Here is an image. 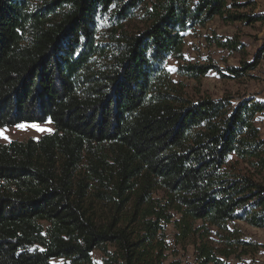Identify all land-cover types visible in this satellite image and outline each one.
Segmentation results:
<instances>
[{
	"label": "trees",
	"instance_id": "1",
	"mask_svg": "<svg viewBox=\"0 0 264 264\" xmlns=\"http://www.w3.org/2000/svg\"><path fill=\"white\" fill-rule=\"evenodd\" d=\"M254 5L0 0V127L47 120L53 126L37 139L0 142V264H52L54 258L86 264L94 249L104 264H162V242L153 239L160 222L171 220L167 209L179 214L173 224L182 237L195 231V221L222 231L225 247L217 253L200 243L198 264H230L225 258L247 243L227 223L264 227V139L255 124L264 101L189 100L165 62L182 58L189 29L216 16L261 21L252 12L238 13ZM131 21L139 26L129 29ZM208 40L236 47L216 36ZM210 69L217 67L188 63L177 71L197 79ZM104 144L113 147L116 169H105L99 158L84 179L101 183L100 199L139 192L121 219L140 230L132 239L111 219L85 209L83 181L74 186L82 155ZM237 162L253 171L241 173ZM149 180L165 189L163 204L144 200Z\"/></svg>",
	"mask_w": 264,
	"mask_h": 264
},
{
	"label": "rangeland",
	"instance_id": "2",
	"mask_svg": "<svg viewBox=\"0 0 264 264\" xmlns=\"http://www.w3.org/2000/svg\"><path fill=\"white\" fill-rule=\"evenodd\" d=\"M255 5L238 10V13L252 12L262 17L261 21L252 24H245L239 20L228 21L222 17H214L202 27L189 29L184 35V44L182 58L169 57L165 62V67L174 68L169 71L171 79L175 86L181 90L184 97L196 101L200 98H225L231 106H235L241 99L254 97L264 101V0H253ZM103 21V20H102ZM106 21V18L104 19ZM102 22V25L104 23ZM129 29L139 26L138 21H131L127 24ZM103 30V28H101ZM216 36L222 40H228L236 44L234 49H224L217 47L208 39ZM257 62L251 69H245V63ZM215 65L217 69H210L199 78L181 75L177 68L183 64ZM231 68L235 72H231ZM255 124L259 129L260 137L264 139V115L256 114ZM33 125H38L44 131H37ZM21 126V127H18ZM53 131V126L49 120L43 123H21L14 126L0 127V142L8 143L11 140H26L29 138L37 139L45 133ZM116 157L113 147L104 144L96 148L95 152L88 150L81 157L75 174V182L83 181L85 187L84 206L91 214L98 219H111L114 229L121 228L130 239L136 235L133 233L140 231L134 227L131 222H121L122 215L131 211L132 207L138 202L136 194H130L125 199L121 198L125 194H120L117 199L111 195V198L100 199L96 194L98 191L105 190L97 180H87L85 175L90 171L89 168L100 164L99 158L105 161V169H116ZM236 168L241 173L253 171L242 162H237ZM253 177L260 179L254 172ZM84 179V180H82ZM143 179L138 178L136 186L138 187ZM143 184V183H141ZM145 198L151 197L163 204L167 193L153 180L145 183ZM115 199V200H114ZM166 213L171 215L170 222H160L161 229L153 239H159L162 242L163 250L162 264H198L196 259V248L200 243H205L209 248L215 249V252L221 251L223 247V233L215 226L204 224L201 221H195V231H191L182 237L173 224L178 220L179 214L171 209ZM128 217H130L128 215ZM231 234L240 241L247 243L241 244L227 258L230 264H264V227H254L248 223L236 220L227 223ZM132 231V232H131ZM108 250L113 251V245H107ZM90 262L86 264H104L103 253L94 249L90 254ZM52 264H78L72 263L69 259L54 258Z\"/></svg>",
	"mask_w": 264,
	"mask_h": 264
},
{
	"label": "snow or ice",
	"instance_id": "3",
	"mask_svg": "<svg viewBox=\"0 0 264 264\" xmlns=\"http://www.w3.org/2000/svg\"><path fill=\"white\" fill-rule=\"evenodd\" d=\"M174 70H175L174 68H169V71H174ZM18 127H21V126H18ZM32 127H35L37 131H44V129L39 128L38 125H33Z\"/></svg>",
	"mask_w": 264,
	"mask_h": 264
}]
</instances>
